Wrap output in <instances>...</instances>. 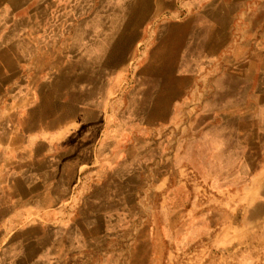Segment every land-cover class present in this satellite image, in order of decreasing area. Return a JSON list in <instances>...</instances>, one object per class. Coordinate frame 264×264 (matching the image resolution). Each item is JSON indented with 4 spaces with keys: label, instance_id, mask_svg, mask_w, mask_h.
I'll list each match as a JSON object with an SVG mask.
<instances>
[{
    "label": "rangeland",
    "instance_id": "obj_1",
    "mask_svg": "<svg viewBox=\"0 0 264 264\" xmlns=\"http://www.w3.org/2000/svg\"><path fill=\"white\" fill-rule=\"evenodd\" d=\"M109 6L54 0L34 41L44 62L80 60L83 108L97 110L93 127L114 150V182L99 177L84 191L115 197L83 201L68 223L66 264H229L209 249L206 224L264 162L250 81L234 55L203 39L206 24H123L128 9Z\"/></svg>",
    "mask_w": 264,
    "mask_h": 264
},
{
    "label": "crops",
    "instance_id": "obj_2",
    "mask_svg": "<svg viewBox=\"0 0 264 264\" xmlns=\"http://www.w3.org/2000/svg\"><path fill=\"white\" fill-rule=\"evenodd\" d=\"M109 2L128 9L123 24H206L203 39L234 55L236 72L250 81L246 104L259 119L254 112H264V0ZM53 4L0 0V264H66L68 223L83 201L115 197L108 188L84 191L99 177L102 184L114 182L108 165L114 150L93 127L97 110L83 108L80 60L50 64L34 46ZM109 14L112 23L116 15ZM203 54H210L207 47ZM232 195V204H220L217 222L206 224L209 249L219 250L224 263L264 264V162Z\"/></svg>",
    "mask_w": 264,
    "mask_h": 264
},
{
    "label": "bare ground",
    "instance_id": "obj_3",
    "mask_svg": "<svg viewBox=\"0 0 264 264\" xmlns=\"http://www.w3.org/2000/svg\"><path fill=\"white\" fill-rule=\"evenodd\" d=\"M122 1H123V0H122ZM113 2H114V1H113ZM108 4H109V3H108ZM111 5H112V4H111ZM122 7H123V6H122ZM123 8H124V7H123ZM117 10H118V9H117ZM117 12H118V11H117ZM117 12H116V13H117ZM114 14H115V12H114ZM119 14H120V13H119ZM119 14H118V15H119ZM122 16H123V15H122ZM108 18H109V17H108ZM117 19L119 20L118 17H117ZM114 22H116V20H115ZM111 32H112V31H111ZM198 44H199V43H198ZM101 45H102V44H101ZM103 45H104V44H103ZM198 47H199V45H198ZM198 47H197V48H198ZM99 49H100V48H99ZM181 50H182V49H181ZM177 51H178V50H177ZM189 51H190V50H189ZM192 51H193V49H192ZM180 53H181V51H180ZM192 56H193V55H192ZM178 58H179V56H178ZM187 58H188V57H187ZM179 59H180V58H179ZM182 65H183V64H182ZM152 81H153V80H152ZM154 83H155V82H154ZM158 98H159V97H157V99H158Z\"/></svg>",
    "mask_w": 264,
    "mask_h": 264
}]
</instances>
